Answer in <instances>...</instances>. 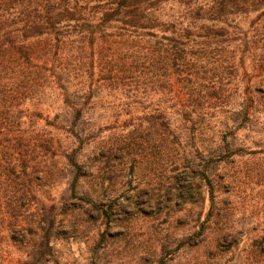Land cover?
<instances>
[{
    "label": "trees",
    "instance_id": "obj_1",
    "mask_svg": "<svg viewBox=\"0 0 264 264\" xmlns=\"http://www.w3.org/2000/svg\"><path fill=\"white\" fill-rule=\"evenodd\" d=\"M251 147L264 149V0H0V195L62 176L83 195L93 166L132 158L181 205L206 187L210 218L212 163Z\"/></svg>",
    "mask_w": 264,
    "mask_h": 264
},
{
    "label": "rangeland",
    "instance_id": "obj_2",
    "mask_svg": "<svg viewBox=\"0 0 264 264\" xmlns=\"http://www.w3.org/2000/svg\"><path fill=\"white\" fill-rule=\"evenodd\" d=\"M238 154L234 164L212 163L218 178L210 218L206 187L202 198L181 205L165 198L168 180L150 177L132 158L93 166L100 179L79 181L83 195L65 176L34 180L22 194L3 191L4 205L20 207L0 211V264H264V149Z\"/></svg>",
    "mask_w": 264,
    "mask_h": 264
}]
</instances>
